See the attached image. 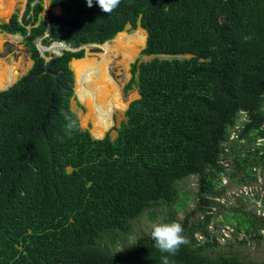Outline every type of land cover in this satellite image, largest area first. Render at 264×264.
I'll list each match as a JSON object with an SVG mask.
<instances>
[{"label": "trees", "instance_id": "obj_1", "mask_svg": "<svg viewBox=\"0 0 264 264\" xmlns=\"http://www.w3.org/2000/svg\"><path fill=\"white\" fill-rule=\"evenodd\" d=\"M47 1L60 9L48 25L42 0H26L21 17L16 11L0 25L22 38L32 62L0 91V264H161L167 254L153 247L151 230L129 245L123 239L153 207L185 209L190 197L179 189L190 179L198 216L159 221L180 222L187 240L170 264H248L209 226L221 221L214 208L249 239L264 230L246 195L227 209L218 188L224 179V189H240L264 177L256 144L264 141V0H121L107 14L84 0ZM127 26L146 35L123 88L138 98L115 139L97 140L70 109L69 63ZM37 40L74 51L53 57L45 73ZM179 197L187 201L173 206ZM115 231L124 237L108 244L113 252L100 241Z\"/></svg>", "mask_w": 264, "mask_h": 264}, {"label": "rangeland", "instance_id": "obj_2", "mask_svg": "<svg viewBox=\"0 0 264 264\" xmlns=\"http://www.w3.org/2000/svg\"><path fill=\"white\" fill-rule=\"evenodd\" d=\"M43 5V12L41 14V18L46 21L47 20V11L48 10V2L47 0H42ZM13 6V5H12ZM11 6V7H12ZM19 13L18 16L21 17L22 12L24 8L18 9ZM15 11V7L13 8L12 12ZM10 15V14H9ZM7 18H0V20H4ZM142 31L139 28L135 30H130L129 26L125 28V30L122 32L126 36H132L135 32ZM144 33V32H143ZM121 34V33H120ZM118 35L115 36V38ZM144 36L146 37L145 33ZM4 41L2 45L0 46V58H4V60H10L15 61L17 63V67L21 68V73L26 71L29 64V57L28 53L26 52L25 48L21 45V37L20 36H12V37H6L5 35L2 36ZM112 39L111 41L107 42L106 44L109 46V48H112L115 40ZM39 41H36L38 43ZM145 43V38H144ZM144 48V45L139 47L133 57L131 59H122L121 56H117L113 59V62L109 65V73L112 79L116 82L118 90L121 94V98L123 101V104L125 105L124 109L121 111H116L111 114V125L110 127L104 132L102 135L103 138L106 134H108L110 140L115 139L117 135V130L119 129L120 125L126 120L125 119V111L128 107V105L135 99L138 98L137 91L134 87H132L131 90H129L126 94L123 93V88L126 85V83L129 81L131 74H130V66L134 63V61L139 57L140 51ZM84 49V57H86L87 54L90 55L89 58H96L104 53L103 48L101 46L96 47L92 45H86L82 47ZM82 58V59H83ZM151 58L149 57H141L140 61H149ZM74 76V74H73ZM74 92V87H73ZM70 109L71 111L75 112L79 119V125L83 130H88L91 133V123L90 122H83L82 118L85 114V109L83 105L79 102L77 99L75 92H74V98L70 102ZM96 138V137H95ZM233 138V137H232ZM231 138V139H232ZM257 145L264 146V141L262 139H258L256 142ZM226 179L222 180L218 188H220L223 192V198L221 199V203L225 206V208H229L232 206L236 201L237 198H240L241 193L249 198V200L242 199V203L245 205L246 210H256L257 215H264V177L260 174L258 175V179L256 184L250 186V187H243L240 189L236 188H230V189H224V186L226 184ZM224 189V190H223ZM196 191V181L195 179L187 180L179 189V193L183 194L186 193L190 197L189 202L186 204L185 209L175 210L169 206H157L149 209V211L143 215L140 219L136 220L132 224L131 234L126 236L123 241L126 245H129L130 243L134 242L135 238L138 235L146 234L151 230V226L154 223H158L163 217H167L170 214H172L176 219H182L187 213L194 211V215L198 216V207L194 204L195 197L194 193ZM182 200V201H180ZM187 201V197H182L177 200L175 199L172 203L173 206H179L180 203H185ZM202 208V207H201ZM213 216H216L221 221L219 223H215L209 226V232L212 237H215L217 242L221 245H228L230 246V249L232 248L236 252H238L242 257L245 258V262L248 264H263L264 263V230L260 231V234L262 236L261 239H249V236L246 235L243 231L240 230L235 232L233 227H230L229 225L225 224L222 221V215H220V210L218 209H212ZM150 216H153L150 219ZM168 218V217H167ZM124 237L121 232H110L105 233L102 236V240L100 241L102 245L107 246V248L110 251L116 252L115 249H112L108 244H111L114 242V240H118ZM237 241H245V244L242 243V246L239 244L235 245ZM117 249L119 248V245L117 244L115 246Z\"/></svg>", "mask_w": 264, "mask_h": 264}, {"label": "bare ground", "instance_id": "obj_3", "mask_svg": "<svg viewBox=\"0 0 264 264\" xmlns=\"http://www.w3.org/2000/svg\"><path fill=\"white\" fill-rule=\"evenodd\" d=\"M143 31L135 32L132 36L121 33L113 41L114 45L109 48L107 44L102 45L104 53L98 59L85 58L73 61L70 65L74 74V92L85 109L83 122L91 123V134L100 138L111 125V114L124 109L121 94L116 82L109 73V65L118 55L122 59H131L137 49L144 45ZM60 46L51 47L52 51H57ZM0 61V81L8 76V80H13V68L6 70ZM4 74H1L3 71ZM86 124V123H85Z\"/></svg>", "mask_w": 264, "mask_h": 264}, {"label": "clouds", "instance_id": "obj_4", "mask_svg": "<svg viewBox=\"0 0 264 264\" xmlns=\"http://www.w3.org/2000/svg\"><path fill=\"white\" fill-rule=\"evenodd\" d=\"M84 2L87 7H92L95 3L102 13L107 14L117 8L121 0H84ZM182 233V224L177 221L158 222L151 226L150 238L153 241V247L167 254L161 256V264H170L169 256H174L181 245L187 244Z\"/></svg>", "mask_w": 264, "mask_h": 264}, {"label": "crops", "instance_id": "obj_5", "mask_svg": "<svg viewBox=\"0 0 264 264\" xmlns=\"http://www.w3.org/2000/svg\"><path fill=\"white\" fill-rule=\"evenodd\" d=\"M25 3H26V0H0V18H7L9 20L10 16L14 12L18 11V13H19V10L18 9H21V11H22V9L25 7ZM14 7H15V11L12 12V10H13ZM47 9L50 10V11H47V19H48V14L49 13H52L54 15H60V9L58 7L50 8L49 7V3H48V8ZM44 22L47 23V20L44 21ZM3 35H5L6 37H12L13 36V35H8V34L1 33L0 32V46L2 45V43L4 41V39L2 37ZM37 41H39L38 43H40V40H37ZM21 45H22V38H21ZM28 57H29V54H28ZM0 61H1V64L3 65L2 67L5 68L7 71L10 70V68H13V69L15 68L13 70V73L16 74V76H13V80H11V79L8 80V76L3 77V80L0 81V91H4L7 88L11 87L14 83H16L18 81V79L20 77H22L29 70V68L32 65V62L29 59V64H28L29 66H28V68L26 69V71H24L23 73H21V68L20 67H17L18 61L15 62V61H12V59H10V60H4V58H0ZM5 72L6 71L4 70L1 74H4Z\"/></svg>", "mask_w": 264, "mask_h": 264}, {"label": "water", "instance_id": "obj_6", "mask_svg": "<svg viewBox=\"0 0 264 264\" xmlns=\"http://www.w3.org/2000/svg\"><path fill=\"white\" fill-rule=\"evenodd\" d=\"M6 23H8V19L0 20V25L6 24ZM47 25H48V20H47ZM121 33H122V32H121ZM119 34H120V33H119ZM45 35H47V33H46ZM117 35H118V34H117ZM106 43H107V42H105V43H103V44H101V45H95V44H91V45H92V46L99 47V46H102V45H104V44H106ZM54 46H60V49L57 50V51H52V50H51V47H54ZM83 47H84V46H83ZM36 48H37V50H38V52H39L41 58L44 60V72H45V73H48V72H49V68H50V66H51L52 58H53V57L61 56L62 53H63V51H74V50L68 48L67 46H65V45L62 44V43H52V44L49 45V46H42L40 43H36ZM79 49H82V47L79 48ZM79 49H77V50H79ZM72 62H73V61H71V62L69 63V67H70V65H71ZM70 69H71V67H70ZM71 71H72V70H71ZM89 133H90V132H89ZM90 134H91V133H90ZM91 136H92V134H91ZM92 137H93V136H92ZM93 138H94V139H97V140L102 139V138H95V137H93Z\"/></svg>", "mask_w": 264, "mask_h": 264}]
</instances>
